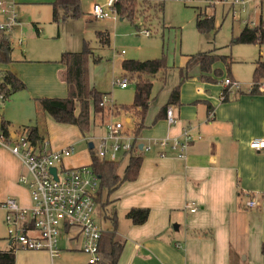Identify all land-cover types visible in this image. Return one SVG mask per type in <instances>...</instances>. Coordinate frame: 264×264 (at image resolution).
Listing matches in <instances>:
<instances>
[{"label":"crops","instance_id":"obj_1","mask_svg":"<svg viewBox=\"0 0 264 264\" xmlns=\"http://www.w3.org/2000/svg\"><path fill=\"white\" fill-rule=\"evenodd\" d=\"M9 1L14 5L43 2ZM53 1L47 2L51 6ZM212 1L205 0L204 9L198 10L197 14H202L201 19L211 16ZM91 2H101L103 5L106 0H79L81 14L90 12L84 11L82 5L88 6ZM244 5L243 1L234 0L229 10L234 15ZM259 18L252 21L246 19L245 25ZM35 27L38 31L39 28ZM99 31L108 33L106 29ZM8 41L10 43L9 38ZM18 44L21 46V42ZM11 49L10 61H0V80L9 70L25 85L21 91L10 94L1 106L0 122L4 120L9 123L12 137L24 133L23 127H37L31 122L30 102L35 107L36 98H63L67 94V87L62 78L65 66L58 61L63 51L57 50L51 57L45 54L16 61L11 59ZM213 49L218 51L217 48ZM90 57L93 58V55ZM124 59L127 58L119 62L120 70ZM256 60L261 59L253 61L252 74ZM94 61L97 59L94 58ZM231 63L230 56L227 63L218 59L207 73H202L199 65L195 64L193 66L198 68V77H189V68L187 77L181 82L179 73V104L168 105L175 114V123L167 125L165 110L157 119L167 100L161 105H151L150 102L137 138V147L142 156L137 177L133 181L122 182L110 194L105 189L98 193L96 191L95 218L107 220L102 234L112 233L114 239L123 242L117 264H264V153L249 147L250 140L264 134V88L260 87L264 81L259 82L256 93L249 92L253 81L243 90L241 83L229 72ZM226 77L238 82L239 89H229L224 83ZM128 84L126 87L117 86L125 89ZM103 93L105 114L94 119L90 112L89 129L92 136L87 142L89 152L91 149L94 151L97 138L105 133L106 123L116 117L111 114L110 108L114 101L107 100V93ZM42 114L49 115L46 112ZM117 117L125 131L129 132L126 124H132L133 128V117L128 113L120 112ZM61 128L70 130V127ZM183 129H187L193 137L184 157H178L176 150L154 145L156 139L182 138ZM75 136V139L79 137L76 133ZM42 141L46 143L45 149L48 151L72 146L71 155L75 152L73 144L51 147L44 137ZM139 144L141 148L152 145L150 150H142ZM160 151L164 153L162 156ZM116 161L120 162L121 174L127 162L126 154H120ZM90 164L91 161L80 165ZM24 171L20 159L0 145V205L9 197L22 206L30 204L27 187L18 181ZM251 199L256 204L248 207L246 202ZM189 206H194L195 210L190 211ZM133 207L149 210L145 222L133 224L125 217L128 209ZM3 217L4 210L0 206V251L13 250L14 264L54 263L45 250L29 251L15 247L7 237ZM60 239L65 240L64 250L84 255L77 229L62 233ZM59 248L61 253L63 248L60 244ZM36 258H40L39 261Z\"/></svg>","mask_w":264,"mask_h":264},{"label":"rangeland","instance_id":"obj_2","mask_svg":"<svg viewBox=\"0 0 264 264\" xmlns=\"http://www.w3.org/2000/svg\"><path fill=\"white\" fill-rule=\"evenodd\" d=\"M47 1L13 4L18 23L12 27L9 34L11 59L18 61L45 54L51 57L57 50L80 51L86 45L93 55L87 63L88 82L100 92L107 93V100L112 99L117 105H129L133 100L134 79L129 80L125 89L115 83L117 78L123 77L119 65L123 58L164 59L167 69L152 78L151 105L166 102L170 88L178 83L179 69L185 65L188 55L213 48H217L221 54L229 55L232 59L229 72L241 83L243 90H246L252 81L253 61L257 58L264 60V44L232 42L244 27V20L252 21L259 16L264 20V0H240L245 3L244 9L234 15L229 10L234 0H213L209 15L214 18L215 30L208 32H199L196 29V14L199 9H204L205 0H165L161 10H151L146 23L140 21L139 15L136 18L134 16L132 21L128 18L120 20L114 12L100 19L91 17L89 13L63 19L59 15L58 20L54 21L51 18V6ZM91 6L92 2L88 6L82 5V8L84 11H90ZM2 19L0 17V20ZM256 22L246 24L252 26ZM35 25L39 28L38 31ZM104 29L108 31L107 44L100 43L96 36L97 31ZM144 29L149 30L150 35L143 34ZM94 58L97 61H94ZM188 73L189 77L197 78L199 71L197 67L192 66ZM35 107L30 102L31 122L37 124L39 133L51 147L74 145L75 152L63 159L64 166L89 164L93 151L89 152L87 146L92 136L90 129L82 135L76 126L58 123L50 115L42 114L36 102ZM117 120L120 118L112 117V121ZM126 126L131 132L132 124ZM61 127H70V130H62ZM75 133L79 136L77 139ZM116 216L118 217L117 213ZM96 220L101 229L107 224V220ZM64 243L65 240L60 239L59 244L63 249L60 255L53 259V264H84L85 255L64 250ZM36 259L39 261L40 258Z\"/></svg>","mask_w":264,"mask_h":264},{"label":"trees","instance_id":"obj_3","mask_svg":"<svg viewBox=\"0 0 264 264\" xmlns=\"http://www.w3.org/2000/svg\"><path fill=\"white\" fill-rule=\"evenodd\" d=\"M165 0H115L111 6L119 18H128L139 15L140 21L146 23L151 14V10L162 9ZM208 1V0H207ZM51 18L54 21L60 18L78 17L81 14L79 0H54L51 3ZM59 10L61 14H59ZM198 13L196 18V29L199 32H208L215 29L213 16H205ZM138 26V25H135ZM96 36L100 43L107 44L109 37L107 32L98 31ZM232 42L264 44V20L252 25H245L238 36ZM10 43L3 38L0 45V61L9 62ZM92 52L86 45L80 51H63L59 56V62L65 66L62 74L63 81L67 87V94L63 98H36L38 108L41 112L49 114L56 122L74 125L80 133L84 135L90 127V112L94 119L105 114L104 104L102 105L104 93L98 91L88 82V59ZM229 61V55L219 54L216 49L204 51L188 56L184 67L179 69L180 82L187 77L188 69L198 64L202 73H207L211 65L216 60ZM167 66L163 58L146 60L124 59L121 62L122 76L128 80L134 79L133 100L129 105H117L112 103L111 114L117 116L120 112H126L133 117V128L129 132L134 137V148L126 154L127 162L124 171L119 174V161H105L98 159L92 149L90 167L99 176V186L97 193L105 189L109 194L115 191L124 181H133L139 172L142 156L137 147V138L144 125L146 111L151 102L152 78L160 71H165ZM228 69V68H227ZM252 84L250 93H256L258 84L264 81V61L256 60L252 74ZM179 86H174L169 93L167 102L160 109L157 119L161 117V112L166 110L168 105L179 104ZM25 88L24 83L11 71L7 70L0 80V92L6 99L13 92ZM211 106H209V110ZM165 112V111H164ZM9 123L1 120L0 131L10 137ZM28 139L38 147L43 145V137L38 133L36 126L23 127ZM149 210L142 207L128 209L125 217L133 224H141L147 219ZM99 249L105 259L104 264H117L123 250V242L114 239L112 233H103L99 242ZM264 252V248L262 249ZM14 251H0V264H14Z\"/></svg>","mask_w":264,"mask_h":264},{"label":"built area","instance_id":"obj_4","mask_svg":"<svg viewBox=\"0 0 264 264\" xmlns=\"http://www.w3.org/2000/svg\"><path fill=\"white\" fill-rule=\"evenodd\" d=\"M115 0H106L105 4L93 3L90 16L106 18ZM244 7L241 8L243 10ZM0 45L2 39H8L10 30L17 24L14 5L9 0H0ZM145 35L149 30L142 31ZM20 43V41H19ZM121 87H126V77L115 80ZM225 85L229 89H239L238 82L226 77ZM264 88V85L260 86ZM0 92V113L4 102ZM104 104V101L101 103ZM165 121L172 125L176 121L171 106L165 110ZM195 138V137H194ZM199 138V136H198ZM193 140L187 129H183L182 138L164 137L156 139L154 145L161 149L176 150L178 157H184L188 143ZM0 145L16 155L25 171L19 176V183L29 192L30 204L22 206L9 197L0 206L4 210L6 234L13 245L19 249L45 250L51 259L59 256V239L62 233L77 229L81 251L86 260L84 264H104L105 259L99 249L102 229L95 218V198L99 185V176L87 165L67 167L63 159L73 153V147L61 150H46L33 144L25 133L7 137L0 131ZM152 144L142 146L150 150ZM249 147L264 153V134L249 141ZM134 148V137L124 130L120 121H109L105 133L97 138L94 146L95 156L105 161H116L122 153L128 154ZM163 151V150H162ZM160 151V156L164 153ZM55 168V174L51 169ZM253 199L248 200V207L255 206ZM188 207V206H187ZM194 211V206H189Z\"/></svg>","mask_w":264,"mask_h":264},{"label":"water","instance_id":"obj_5","mask_svg":"<svg viewBox=\"0 0 264 264\" xmlns=\"http://www.w3.org/2000/svg\"><path fill=\"white\" fill-rule=\"evenodd\" d=\"M89 147H91V143L89 144ZM139 148H141V144H139ZM51 171H52V173L55 174V168L54 167L51 169Z\"/></svg>","mask_w":264,"mask_h":264}]
</instances>
